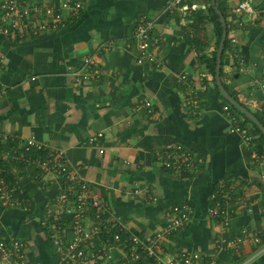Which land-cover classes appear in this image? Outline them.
Wrapping results in <instances>:
<instances>
[{
	"label": "crops",
	"instance_id": "1",
	"mask_svg": "<svg viewBox=\"0 0 264 264\" xmlns=\"http://www.w3.org/2000/svg\"><path fill=\"white\" fill-rule=\"evenodd\" d=\"M64 1L25 0L54 7L64 24L42 10L22 35L0 37V181L17 199L13 207L0 201V240L22 241L27 264H78L63 255L79 220L90 234L101 232L88 241V254L110 250L88 264H125L133 252L145 258L142 247L159 233L167 261L194 251L203 262L264 264V141L225 102L201 60L219 47L212 0L175 7L171 0H70L82 4L77 14L60 10ZM241 1L218 0L234 49L224 63L222 56L221 77L264 118V0H249L253 12L237 10ZM44 21L45 29L33 25ZM145 21L154 22L157 64L139 62L136 31ZM29 139L42 147L27 150ZM169 144L190 150L195 166H164L158 152ZM59 162L76 172V187L88 183L105 214L91 199L58 214L68 184ZM176 206L189 218L167 234ZM217 206L226 218L211 215Z\"/></svg>",
	"mask_w": 264,
	"mask_h": 264
},
{
	"label": "built area",
	"instance_id": "2",
	"mask_svg": "<svg viewBox=\"0 0 264 264\" xmlns=\"http://www.w3.org/2000/svg\"><path fill=\"white\" fill-rule=\"evenodd\" d=\"M182 0H171V6L175 7L180 4ZM81 3L76 2L72 3L70 0L64 1L60 10H66L70 13H78L81 8ZM44 7L41 4L37 5H27L25 0H0V37H17L22 35L25 28L29 25L28 20L32 18L34 13H40L42 10H48L53 14L52 21L55 24H64L65 17L62 12L54 13V7ZM186 8V7H185ZM239 11H248L253 12V7L249 0H243L239 2L237 6ZM33 25L37 26V29L47 28V23L34 22ZM154 28L153 21H145L138 27L136 31V37L139 41V49L141 51V56L139 62H143L144 59H147L153 63H159L155 57V54L151 51V48L154 47L157 43L156 39L152 40L150 37V32ZM183 78H186V74L183 75ZM264 87V85H262ZM233 130L242 131L247 139L250 138V135L247 134V130L241 128L240 126L234 127ZM42 145L34 139H29L26 143V149L30 150L31 148L40 149ZM163 151H159L158 155L162 158V163L167 168H184L186 170H191L197 162L195 155L188 149L180 145L169 144ZM42 166L46 169H52L50 165H47V162H43ZM60 172L65 173L66 181L68 182L67 186L64 187L63 192L58 198L60 211L58 214L62 213H71L74 211L72 206L73 201L78 204V207L89 204L91 202L98 208L99 216L105 214L103 205L100 204L99 198L96 196H91L90 187L88 183L82 182L78 187L75 185V181L78 179L76 172L69 168L63 163H58L57 167ZM55 169V168H54ZM74 193L76 198L71 199V195ZM16 200L12 195V190H10L2 181H0V201L8 207H13L16 205ZM210 213L213 217H227V211L225 208L220 209L218 206L210 208ZM54 218L58 217L53 215ZM81 214H78L80 217ZM189 218V210L182 209L179 206H176L174 210L168 213V222L165 228L167 234L176 232L181 227H183ZM74 226L75 228V238L69 242L67 247L64 250L63 259L65 261H73L78 264H88L92 258H106L110 250L109 248L101 247L99 248L98 253L88 254L85 250L87 247L88 241L92 240L95 234L101 233L99 230L95 229V233L90 234L85 228L81 227L80 221L76 220ZM96 227V226H95ZM94 233V234H93ZM249 235L254 239L255 242H260L262 240L261 235L250 232ZM163 234L159 233L152 244L147 245L143 248V252L146 257L144 258L142 254L138 252H133L132 255H129L124 259L125 264H154L151 259L156 258L155 264H218L216 260L203 262L202 256L198 252H188L183 253L180 258H174L170 261L165 260L162 257V250L160 249L159 243ZM57 244H61L57 236H53ZM115 240H120V234H113ZM136 243L137 240H134ZM225 242V240H222ZM235 243L239 244L242 242V238H237ZM231 244V242H230ZM24 243L22 241L11 239L9 240H0V264H27L24 257ZM103 248V252H102ZM141 249V248H140ZM91 256V257H89ZM108 257H111L110 253ZM107 259V258H106ZM151 262V263H150Z\"/></svg>",
	"mask_w": 264,
	"mask_h": 264
},
{
	"label": "water",
	"instance_id": "3",
	"mask_svg": "<svg viewBox=\"0 0 264 264\" xmlns=\"http://www.w3.org/2000/svg\"><path fill=\"white\" fill-rule=\"evenodd\" d=\"M213 7L216 11V13L220 17V22L223 26V33H222V38L219 43V47L217 50V59H216V67H215V80L216 84L221 91L223 97L236 109H238L242 114L250 118L262 131L264 135V123L256 116L255 113L250 111L248 109V106L243 103V99L237 100L235 97H233L230 92L226 89L222 77H221V68H222V56L224 52V47H225V41L227 39L228 35V26H227V21L223 13L221 12L219 8V3L218 0H212Z\"/></svg>",
	"mask_w": 264,
	"mask_h": 264
},
{
	"label": "trees",
	"instance_id": "4",
	"mask_svg": "<svg viewBox=\"0 0 264 264\" xmlns=\"http://www.w3.org/2000/svg\"><path fill=\"white\" fill-rule=\"evenodd\" d=\"M220 9L222 10V12L224 13L223 8L220 6ZM198 13H200V17H203L204 13L201 10L197 11ZM208 13L209 16H211L214 25H215V31H216V35H217V47L220 43L221 37H222V32H223V26L220 22L219 19V15L216 13V11L214 10L213 6H209L208 7ZM225 15V13H224ZM228 30H229V26H228ZM233 46L231 44V40L229 38V36L227 37L226 41H225V47H224V53H223V63H224V57H226V55L230 52L233 51ZM216 54H217V49L214 51L212 56H206V54L202 55L201 60L206 62L211 73L213 74V76L215 75V66H216ZM231 94L237 98V95L233 92H231ZM226 103H229L226 99H224ZM230 104V103H229ZM232 106V105H231ZM232 108L235 110V112H237L240 116L243 117V120L245 123H249L251 124V126H253V129L255 132H257L258 134H260V137L262 138V140L264 141V135L262 133V131L260 130V128L247 116H245L244 114H242L238 109H236L234 106H232ZM256 115L261 119V121L264 123V118L261 117L260 115H258L256 113Z\"/></svg>",
	"mask_w": 264,
	"mask_h": 264
}]
</instances>
